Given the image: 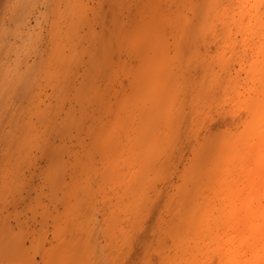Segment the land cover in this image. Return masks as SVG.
Listing matches in <instances>:
<instances>
[{"label": "bare ground", "instance_id": "bare-ground-1", "mask_svg": "<svg viewBox=\"0 0 264 264\" xmlns=\"http://www.w3.org/2000/svg\"><path fill=\"white\" fill-rule=\"evenodd\" d=\"M14 1L0 0V46ZM148 1L149 29L159 35L161 21L176 35L172 55L156 36L150 48L152 74L137 81L136 91L158 99L153 107L139 109L149 156L190 132L193 122L184 101L196 107L194 94L204 96L205 87L211 89L206 79L218 78L210 65L230 60L200 54L205 33L218 28L229 50L235 45L231 35L244 34L238 64L247 67L256 86L239 91L234 79L225 81L235 116L194 143L193 159L175 189L174 212L144 188L113 194L57 188L55 177L27 155L0 157V264H30V258L38 259L35 264H172L173 249L178 263L201 264L213 256L216 264H264V0H173L175 8L166 11L158 9V0ZM78 9L75 15L81 18ZM192 59L202 66L199 83L183 70ZM142 164L140 174L153 167L149 159L146 168Z\"/></svg>", "mask_w": 264, "mask_h": 264}, {"label": "rangeland", "instance_id": "rangeland-1", "mask_svg": "<svg viewBox=\"0 0 264 264\" xmlns=\"http://www.w3.org/2000/svg\"><path fill=\"white\" fill-rule=\"evenodd\" d=\"M148 4V0L14 1V16L0 46V157L27 155L55 177L57 188L109 194L144 188L174 212L175 189L183 168L193 159L194 143L235 116L229 112L225 81L234 79L239 91L257 83L248 79L247 67L238 64L244 34L231 35L235 42L231 50L224 47L218 28L202 35L201 55L222 54L230 60L210 65L209 71L218 78L206 79L204 84L210 83L211 89L205 87L204 96L194 94L196 107L184 101L186 117L193 122L190 132L149 156L151 143L145 144L141 137L139 109L153 107L158 99L148 91H136L137 81L144 73L147 79L152 74L150 48L156 36L164 52L172 55L176 35L161 21L159 35L149 29ZM157 6L165 11L175 8L173 0H158ZM244 10L251 11L248 6ZM201 68L194 59L183 66L198 83ZM147 159L153 167L140 174ZM170 254L172 264H185L178 263L175 249ZM201 264H216V258Z\"/></svg>", "mask_w": 264, "mask_h": 264}]
</instances>
